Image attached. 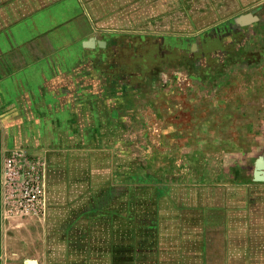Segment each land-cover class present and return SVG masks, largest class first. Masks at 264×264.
Returning <instances> with one entry per match:
<instances>
[{
  "label": "crops",
  "instance_id": "1",
  "mask_svg": "<svg viewBox=\"0 0 264 264\" xmlns=\"http://www.w3.org/2000/svg\"><path fill=\"white\" fill-rule=\"evenodd\" d=\"M121 26H131L133 31L109 29ZM123 36L149 43L161 51L151 56L162 61L169 55L193 58L190 69L198 80L177 87L181 91L177 96L190 105L176 107L190 115L197 137L244 136L241 127L233 128V121L226 120L229 126L222 131L208 128L217 119L214 114H200L206 105L203 89L216 91L208 95L211 99L218 94L212 98L217 107H227L230 113L241 107L242 121L249 118L251 106L257 107L256 120L264 121V0H0V154L19 148L43 160L45 206L41 214L31 215L42 226L33 227L24 248L42 251L45 243L46 249L56 250L54 258L62 264L73 251L66 234L83 227L78 220L82 213L106 226V215L90 208L74 212L73 203L86 195L95 201L96 189L103 190L97 186L111 184L93 181L102 179L106 169L114 176L132 168L122 163L109 168L93 161L108 141L115 140L120 128L110 135L107 122L118 120L120 114L106 117V109L119 101H107L96 91L90 77L98 72L87 60L100 57L95 50L100 40ZM138 47H133L134 57ZM122 53L113 56L120 64L127 55L123 59ZM240 58L246 64L259 58L260 63L243 66L241 80H200L225 69V60L234 64ZM197 59L203 63L197 65ZM143 74L137 80L142 72L133 67V83L127 84L133 89L153 84V71ZM253 74L257 80L251 81ZM175 116H160L161 134L173 141L185 136L178 126L169 128ZM181 146L185 148L173 146L163 152L169 156L161 161H155L150 150L146 160L133 162V203H146L142 210L133 209V233L152 232L155 210L146 196L151 190L161 196V227L168 238L161 244L160 260L153 264H264V180L253 178L257 158L245 169L243 163L171 160V153H180ZM238 168L241 176H232ZM260 174L264 176V169ZM1 193V203L7 204ZM141 221L146 229H137ZM192 235L198 238L192 240ZM150 246L147 242L140 248L145 253L141 259L136 257V264H149Z\"/></svg>",
  "mask_w": 264,
  "mask_h": 264
},
{
  "label": "rangeland",
  "instance_id": "2",
  "mask_svg": "<svg viewBox=\"0 0 264 264\" xmlns=\"http://www.w3.org/2000/svg\"><path fill=\"white\" fill-rule=\"evenodd\" d=\"M109 29L121 30V32L133 31L131 26L109 27ZM117 39L100 40L96 43L98 47L95 48L99 51L100 57L87 60L89 65L99 74L90 77L91 82L98 89L96 91L107 101L113 100L114 102L116 99L119 101L118 105L115 104L113 108L108 107L106 109V117L111 119L117 115L116 113L119 112L120 114L117 117L118 120L107 122V132L110 135L114 134L117 128H120V134H116L114 141L111 140L112 138H108L111 141H108L101 150L102 152L93 156V161L106 163L109 168L114 163H122L123 167L132 164V168L130 170L125 168L114 176L110 170L106 169L105 175L101 176L102 179L95 178L93 180L95 183H98V180L111 183L110 185L97 186L104 192L101 193L103 190L96 189L97 191L93 194L94 202H90L89 196L86 195V197L73 203L70 210L74 212L90 208L91 212L96 210L100 211L102 215H106L104 217L106 226H102L99 222L101 220L97 217L82 213L78 220L81 221L80 224H83V227H77L78 233L66 234V237L71 239L73 251L64 264H136V257L141 259L140 257L145 253L140 248H144L147 242L151 245L148 253L152 260L149 261V264L160 260L161 244L165 238H168V234L162 233L161 196L155 195L152 190L148 193L149 197L146 196L149 198V206L151 205V208L155 210V216L152 218L153 228L152 230L149 229L152 232L148 234L133 233V209L142 210L146 205V203H133V162L146 160V156L151 155L150 150L154 151L152 157L158 162L169 156L163 152H168L173 146L184 145L185 148L181 146L180 153H171V160L205 164L215 161L240 165L243 163V169L247 164L251 167L253 161L264 154V121L256 120L259 118L254 113V109L257 107L251 106L249 118L247 121L245 119L242 121V114L239 110L241 107H236V111L232 109V113L227 107H217L216 100L212 98H217L218 94L212 97V100L208 95L216 91L203 89L202 95L206 100L203 99L205 102L202 103L206 105L202 106L200 114L204 116L214 114L217 119L212 127L208 123V128L222 131L224 130L223 127L229 126L230 122L226 124V120L233 121V128L240 129L241 127L244 136L230 138L218 134L217 138L197 137L194 134L196 132L194 130L195 125L192 120L190 121V115L183 111L179 112L176 107L177 105H181V107L185 104L186 106L190 105V102L184 101L182 95L177 96L178 93H181L177 87L181 83H194L195 80H198L192 75L190 69L193 58L179 60L176 56L169 55L164 56L162 61L159 56H151L152 53L155 55L161 51L151 47L149 43L137 42L131 36H123L121 39ZM137 44L139 47L134 57L133 47ZM119 51L123 52V59L127 53L125 61L122 60L121 64L115 61L113 57L114 53H119ZM234 60V64H231V60L228 62L225 60L222 65L225 69L206 77L201 76L200 80H208V82L241 80L239 71L243 66L260 63L259 58L253 59L248 64L242 62L241 58ZM196 62L197 65L203 63L199 59ZM133 67H137V70L142 72L141 78H136L139 81L146 76L143 73L149 72V69L153 71V77L150 78L153 84L144 86L142 89H133V86L128 85L127 83H133ZM147 76L149 77L150 74ZM250 77L251 81L257 80V75L253 74ZM194 96L191 94L189 97ZM209 105L213 107L212 110ZM156 110L162 113L160 116L176 113L174 119L169 122V128L176 129L178 126L184 130L185 136L173 141L166 134L162 135L161 128L164 125L160 116L156 114ZM178 120H181L182 124ZM201 125L206 126L204 123ZM246 129H250L249 134ZM247 134L248 136H246ZM193 146L194 148H192ZM114 149L116 150L115 153L113 152ZM146 150L149 151V154L144 153ZM5 154H0V264H23V260L36 257L43 264H62L54 258V251L56 250L46 249L45 243H42V251L34 247L29 250L24 248L27 238L32 235L29 232L32 233L33 227L34 229L38 226L41 227L42 222L33 219L37 217L10 211L7 209L8 206L5 201L3 204L1 203L2 161ZM36 157L43 162L39 156ZM241 171L240 168L234 169L231 171L232 176L240 177ZM99 194H103V196L100 197ZM3 200L5 199L3 198ZM66 220L68 219H65V222ZM142 222L141 227L138 224L137 229H146V224L143 225ZM193 238L198 237L192 235V240ZM54 245L56 246V242Z\"/></svg>",
  "mask_w": 264,
  "mask_h": 264
},
{
  "label": "built area",
  "instance_id": "3",
  "mask_svg": "<svg viewBox=\"0 0 264 264\" xmlns=\"http://www.w3.org/2000/svg\"><path fill=\"white\" fill-rule=\"evenodd\" d=\"M3 157V198L10 211L23 215H39L44 210L42 179L44 163L24 149L6 151Z\"/></svg>",
  "mask_w": 264,
  "mask_h": 264
},
{
  "label": "water",
  "instance_id": "4",
  "mask_svg": "<svg viewBox=\"0 0 264 264\" xmlns=\"http://www.w3.org/2000/svg\"><path fill=\"white\" fill-rule=\"evenodd\" d=\"M264 169V159L260 156L255 160V169L253 171V178L256 181L264 180V176L261 175V171ZM4 181V175L2 173V183ZM23 264H38L35 259H25Z\"/></svg>",
  "mask_w": 264,
  "mask_h": 264
}]
</instances>
